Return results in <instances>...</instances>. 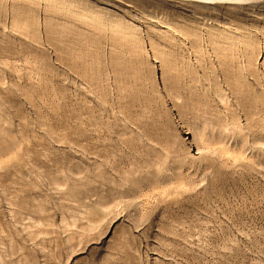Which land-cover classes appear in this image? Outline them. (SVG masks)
Returning a JSON list of instances; mask_svg holds the SVG:
<instances>
[{"label": "rangeland", "instance_id": "374dc122", "mask_svg": "<svg viewBox=\"0 0 264 264\" xmlns=\"http://www.w3.org/2000/svg\"><path fill=\"white\" fill-rule=\"evenodd\" d=\"M197 1L0 0V264H264V0Z\"/></svg>", "mask_w": 264, "mask_h": 264}, {"label": "bare ground", "instance_id": "6f19581e", "mask_svg": "<svg viewBox=\"0 0 264 264\" xmlns=\"http://www.w3.org/2000/svg\"><path fill=\"white\" fill-rule=\"evenodd\" d=\"M197 1V0H196ZM202 4H230V5H243L246 4V2H251L253 0H198ZM197 1V2H198ZM255 1V0H254Z\"/></svg>", "mask_w": 264, "mask_h": 264}]
</instances>
